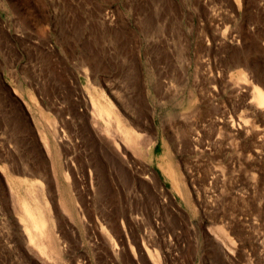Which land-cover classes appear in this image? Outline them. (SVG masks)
<instances>
[{
    "label": "rangeland",
    "instance_id": "rangeland-1",
    "mask_svg": "<svg viewBox=\"0 0 264 264\" xmlns=\"http://www.w3.org/2000/svg\"><path fill=\"white\" fill-rule=\"evenodd\" d=\"M258 92L264 0H0V264H264Z\"/></svg>",
    "mask_w": 264,
    "mask_h": 264
},
{
    "label": "bare ground",
    "instance_id": "bare-ground-1",
    "mask_svg": "<svg viewBox=\"0 0 264 264\" xmlns=\"http://www.w3.org/2000/svg\"><path fill=\"white\" fill-rule=\"evenodd\" d=\"M255 97L257 99V102L259 105L263 104L264 103V95L260 92H258L257 94L255 93ZM109 106V105H108ZM111 106H109L107 109H106V114H107V121L109 124H115L119 130L122 132V134H124L125 138L126 139H132V138H135L133 137V134L131 132V128H122L120 127V120L119 118H117L115 115H114V112L112 110V107L110 108ZM168 172V170L166 171ZM171 175V174H170ZM172 177V175H171ZM38 186V185H37ZM35 197L38 198V196L36 195ZM34 205V204H32ZM37 205V204H36ZM24 209H25V212H26V215L31 219L33 220L34 222V227L38 230V234L42 237V244H44V250H43V253H48L49 251V246H48V243L47 241L45 240L47 238V235H46V229L44 231H42V227H40L39 225V222L40 219L42 220V218H38V214H37V211H40V209L36 208L35 206H31L29 204H27L26 202H24V205H23ZM40 214H42V212L40 211ZM39 219V220H38ZM44 221H46V218H44ZM42 223V222H41ZM43 236L45 237L43 239Z\"/></svg>",
    "mask_w": 264,
    "mask_h": 264
}]
</instances>
